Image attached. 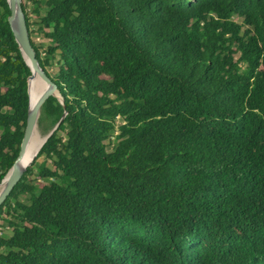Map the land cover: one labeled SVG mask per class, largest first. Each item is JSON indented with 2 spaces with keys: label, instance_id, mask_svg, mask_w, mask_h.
Segmentation results:
<instances>
[{
  "label": "trees",
  "instance_id": "1",
  "mask_svg": "<svg viewBox=\"0 0 264 264\" xmlns=\"http://www.w3.org/2000/svg\"><path fill=\"white\" fill-rule=\"evenodd\" d=\"M30 1L63 101L43 102L58 125L0 205V264H264V0ZM8 14L0 182L31 73Z\"/></svg>",
  "mask_w": 264,
  "mask_h": 264
},
{
  "label": "water",
  "instance_id": "2",
  "mask_svg": "<svg viewBox=\"0 0 264 264\" xmlns=\"http://www.w3.org/2000/svg\"><path fill=\"white\" fill-rule=\"evenodd\" d=\"M8 7H9V14L7 16V21L9 26L12 30L14 38L19 46V49L22 53L23 58L25 59L26 63L30 67L31 73L27 79V91L29 95V102H28V113H27V120L24 129V134L22 137V141L20 144V150L15 158L12 166L7 171L5 176L3 177L2 181L3 187L0 191V205L9 195L10 191L14 187V185L18 182L21 178L23 172L26 168L30 165L36 154L33 156L32 160L28 164H23V159L25 156V149L30 140L34 127L38 125V117L40 115V108L46 98L50 95H55L60 97L55 84L51 81L48 75L43 71L42 67L39 65L38 59L36 58V52L31 44L28 28L26 25L25 14L22 9V0H7ZM39 76L41 80L46 83V89L39 95L33 106H30V94H29V85L30 79L34 76ZM61 98V97H60ZM61 101L62 98L60 99ZM66 112L63 113V116ZM58 123L50 130V132L44 137V140L41 144L46 141V139L52 134L54 129L57 127ZM39 147V149L41 148ZM38 149V151H39ZM37 151V152H38Z\"/></svg>",
  "mask_w": 264,
  "mask_h": 264
},
{
  "label": "bare ground",
  "instance_id": "3",
  "mask_svg": "<svg viewBox=\"0 0 264 264\" xmlns=\"http://www.w3.org/2000/svg\"><path fill=\"white\" fill-rule=\"evenodd\" d=\"M46 83L39 78V76H34L30 79L29 94H30V106L32 107L39 95L46 89ZM44 140V136L38 131V126L34 127L30 140L25 149V156L23 159V164H28L32 160L33 156L37 153L39 147ZM3 187V183L0 184V191Z\"/></svg>",
  "mask_w": 264,
  "mask_h": 264
},
{
  "label": "rangeland",
  "instance_id": "4",
  "mask_svg": "<svg viewBox=\"0 0 264 264\" xmlns=\"http://www.w3.org/2000/svg\"><path fill=\"white\" fill-rule=\"evenodd\" d=\"M26 6H27V12L29 14V16L32 18L31 20H34L33 16V11H32V2L30 0H25ZM41 14H43L44 10L41 9L40 10ZM35 21V20H34ZM31 29H32V34L31 37L33 39V42L35 43V45L41 46L42 48V52H44V48L48 45V40L44 37L43 31H41L38 28V24H32L31 25ZM44 56V53L42 54ZM50 72L53 73L54 72V67L49 68ZM38 131L40 132V134L42 136H46L49 132L46 130V128L44 127L45 125H40L38 123ZM36 175V171L34 172L33 175H30L31 179H34ZM21 200L25 199V197H20ZM4 216H6V214H4ZM0 232H2L3 234H11V227L9 225H7L6 221L0 219Z\"/></svg>",
  "mask_w": 264,
  "mask_h": 264
}]
</instances>
